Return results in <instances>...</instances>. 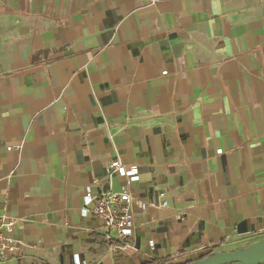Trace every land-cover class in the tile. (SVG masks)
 <instances>
[{
	"label": "crops",
	"instance_id": "crops-1",
	"mask_svg": "<svg viewBox=\"0 0 264 264\" xmlns=\"http://www.w3.org/2000/svg\"><path fill=\"white\" fill-rule=\"evenodd\" d=\"M86 187L131 197L129 248L83 216ZM2 217L30 254L0 264L264 240V0H0Z\"/></svg>",
	"mask_w": 264,
	"mask_h": 264
},
{
	"label": "built area",
	"instance_id": "built-area-1",
	"mask_svg": "<svg viewBox=\"0 0 264 264\" xmlns=\"http://www.w3.org/2000/svg\"><path fill=\"white\" fill-rule=\"evenodd\" d=\"M21 148L22 143L7 147L6 150H20ZM109 174H117L130 181L138 180V169L136 167H124L118 160H114L110 164ZM131 203L132 199L126 193H112L107 191L93 194L90 187H86L83 196L84 209L82 210V214L84 217L96 221V231L106 241H116L126 249L129 248L126 240L133 233V227L129 224ZM91 204H94V207L88 210L87 207ZM161 207H165V202L161 203ZM13 225L14 221L12 219L2 217L0 220V259L11 260L30 254V248L12 238ZM75 264H80L76 256ZM166 264H186V261L183 259H172Z\"/></svg>",
	"mask_w": 264,
	"mask_h": 264
},
{
	"label": "water",
	"instance_id": "water-1",
	"mask_svg": "<svg viewBox=\"0 0 264 264\" xmlns=\"http://www.w3.org/2000/svg\"><path fill=\"white\" fill-rule=\"evenodd\" d=\"M189 264H264V240L231 253H214Z\"/></svg>",
	"mask_w": 264,
	"mask_h": 264
},
{
	"label": "trees",
	"instance_id": "trees-1",
	"mask_svg": "<svg viewBox=\"0 0 264 264\" xmlns=\"http://www.w3.org/2000/svg\"><path fill=\"white\" fill-rule=\"evenodd\" d=\"M212 254V252H206V253H204V254H201L199 257H197L195 260H203V259H205V258H207V257H209L210 255ZM194 260V261H195ZM192 261H188V262H186V264H189V263H191Z\"/></svg>",
	"mask_w": 264,
	"mask_h": 264
}]
</instances>
